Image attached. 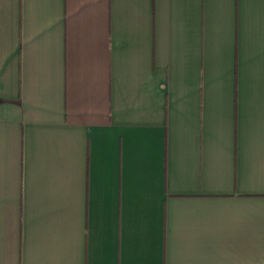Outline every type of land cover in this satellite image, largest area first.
I'll return each mask as SVG.
<instances>
[{
  "label": "crops",
  "instance_id": "obj_1",
  "mask_svg": "<svg viewBox=\"0 0 264 264\" xmlns=\"http://www.w3.org/2000/svg\"><path fill=\"white\" fill-rule=\"evenodd\" d=\"M0 264H264V0H0Z\"/></svg>",
  "mask_w": 264,
  "mask_h": 264
}]
</instances>
